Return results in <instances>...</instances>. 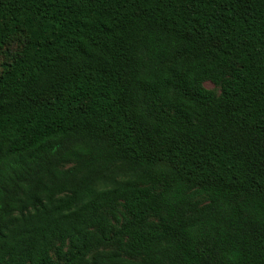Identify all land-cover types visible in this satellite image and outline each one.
<instances>
[{
  "label": "trees",
  "instance_id": "1",
  "mask_svg": "<svg viewBox=\"0 0 264 264\" xmlns=\"http://www.w3.org/2000/svg\"><path fill=\"white\" fill-rule=\"evenodd\" d=\"M18 36L0 264H264V0H0Z\"/></svg>",
  "mask_w": 264,
  "mask_h": 264
},
{
  "label": "rangeland",
  "instance_id": "2",
  "mask_svg": "<svg viewBox=\"0 0 264 264\" xmlns=\"http://www.w3.org/2000/svg\"><path fill=\"white\" fill-rule=\"evenodd\" d=\"M24 45V38L22 36H18L13 38L10 43L0 49V70H2V64L6 61H12L14 57H16L19 52L22 50ZM205 87L209 89H214L219 91V88L216 87L212 82H205Z\"/></svg>",
  "mask_w": 264,
  "mask_h": 264
}]
</instances>
